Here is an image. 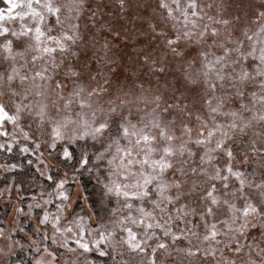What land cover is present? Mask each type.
<instances>
[{
  "label": "snow or ice",
  "instance_id": "6c2138e0",
  "mask_svg": "<svg viewBox=\"0 0 264 264\" xmlns=\"http://www.w3.org/2000/svg\"><path fill=\"white\" fill-rule=\"evenodd\" d=\"M5 2L9 4V13L17 7H24L27 12H21L18 16L22 21L19 30H10L0 23V57L12 62V71L7 74L6 81L4 77H0V88H3L6 83L10 96L20 95L19 102L14 101L13 107L0 101V137L8 140L6 144L0 143V150L11 152L17 137L29 141L30 133L25 131L20 123L22 114L27 111L37 118L38 127L50 128L47 147L55 152L60 146L62 151L59 155L66 164L75 158L74 151L69 148V145H75L81 149L80 157L76 159V164L79 165L76 171L86 168L91 172L93 167L99 171L103 165L107 175L99 182L102 183L104 194L106 196L115 195L118 200L122 199L121 209L125 210L122 212L123 218L117 217L115 222L120 231L126 233L127 236L126 239L122 237L119 243L126 245L132 251H143L142 245H146L155 236L153 229H160L164 236L171 237L173 242L181 239V236L171 231L170 222L173 217L168 215V212L169 206L179 200L183 194V184L178 180L167 181L165 172L173 168V160L177 156L184 157L185 154L189 159L194 155H199L202 164L211 165L216 159L215 154L223 153L227 157L225 167L212 165L213 172L210 175L206 169L201 170L202 174L206 175L209 181H223L225 189L229 188V181L233 179L239 185L232 193L234 199L231 201L226 199L221 201V198L215 194L217 188L214 185L204 189L206 195L203 199L208 202L205 205V215H215L223 203L227 206L228 219L222 221L223 229L218 228L215 223L211 224L202 237L203 242H219L217 237L225 230L243 235L255 218L259 217L264 220V217L260 216L264 213V179L255 182L246 173L235 170L231 164L234 159L233 151L226 146V142L234 136L246 134L247 130L254 128L257 124L264 125V22H261L258 30L251 35L248 32L243 34L249 41L247 47L238 38L214 40L208 48H216L218 51L201 49L198 66H196L195 59L188 64L185 69V79L192 85L202 83L207 89L206 95L202 98L207 117L195 114L197 121L195 128L180 120V135L177 136L173 127L177 119L174 117L165 122L157 109L163 103L165 112L173 110L178 114L187 113L192 116L194 113L190 111L188 104L181 107L179 102H168L161 95L151 98L143 95L125 98L130 97L131 93L121 89L123 95H117L115 99L110 98L107 108L100 105L93 107V97H101L106 93L105 83H97L95 86L86 85L81 80L82 70L75 65H68L65 69V77L73 83V87L66 96L63 91L65 85L59 81L55 83V87L60 90L59 99L63 101V114L58 118L53 117L46 102V82L51 80L49 67L55 69L60 66L56 63L57 53L76 55L72 49L81 39L79 26L69 23L67 27H64V24L65 21L79 19L82 8L81 0H66L63 8L57 4L56 0H28L23 6L14 3L13 0H5ZM159 6L168 11L170 19H176L174 13H179L183 17L184 30L178 31L175 38L165 37L166 45L172 54L184 55L178 50L181 40L195 41L196 44L207 43L208 25H204L200 30L197 21L190 19V17L198 16L196 0H187L185 6L181 5V0H171V5L166 0H161ZM62 16L63 19H61ZM261 16L264 17V12ZM26 17L30 18L31 23L24 22ZM49 17H55L56 25L60 27V31L55 35L52 34V27L46 23ZM16 18L8 17L9 20ZM4 20L5 16L0 11V22ZM216 23L227 26L229 21L217 20ZM160 35L163 36L164 33L161 32ZM211 36L220 37V33L217 29H212ZM18 48H23V50L17 51ZM27 53H33L31 61L34 65L37 61H44V64L32 72L30 77L22 74L15 66L17 60L24 58ZM249 58L253 63H248ZM156 70L162 72L163 68ZM97 76H103V73L98 71L97 75H90L89 80H96ZM17 78L21 83L29 79L33 83L25 87L22 93H18L13 88V81ZM37 81L39 83H36ZM104 81L110 83L107 79ZM250 85H256L258 91H252ZM247 92H251V95L245 99ZM30 97L38 99L33 100ZM236 103L238 107L230 106ZM141 104L145 106L153 104L154 107L151 111L145 112L140 107ZM74 105L75 111L73 110ZM133 108L136 112H143V115L135 121L132 118ZM60 111L61 108L58 107L57 112ZM97 112L103 114L102 118L97 117ZM9 124L13 128L11 136L7 131ZM258 137L259 146L254 140L250 148L254 155H259L260 160L264 161V131L258 134ZM89 140L101 144V149L96 150L94 158L87 152V141ZM80 141L85 143L80 144ZM189 145H195L202 152L194 153ZM39 148L40 144L37 143L36 149ZM28 150V147L20 148L21 152H28ZM42 155L37 159L40 164L44 165L42 172L44 174L48 170V164L42 159ZM175 171L179 172L180 176L184 175L182 167L176 168ZM191 171L195 174L197 169L193 168ZM101 176H104L103 172ZM47 179L55 184V197L62 202L57 205V210L62 212L63 206L71 199V194L65 189L68 182L67 174L59 182H56L52 176H47ZM196 187V183L193 182L190 192H195ZM173 189L176 190L175 195H173ZM246 189H252L259 199H249L245 195ZM236 192L241 195L237 197ZM49 195L51 196L52 193ZM235 199L242 200V203L237 205L234 202ZM145 201L151 203V210L146 209ZM50 202V200L45 201L46 204ZM29 207L31 209L32 206ZM157 211L160 213L159 216L156 215ZM194 211L186 206L177 207L176 218L180 215H189ZM205 215H202L201 219H204ZM40 222L52 223L53 243L56 242L57 235L73 231L72 228L61 230L60 215L50 217L46 212ZM134 227L143 228V240L138 239ZM190 234L192 237L197 236L195 232H190ZM114 235V231L108 232L107 237L101 234L100 241L111 240ZM78 247L84 252L89 250L88 243L80 242ZM168 248L167 243L157 242L152 249L153 257L156 256L158 250L167 253ZM211 251L213 250L210 249ZM239 251L240 245L237 243L235 252L239 254ZM100 254L104 255L103 252ZM187 254L194 255L191 249H188ZM37 264L41 262L38 261ZM147 264H157V260L151 259Z\"/></svg>",
  "mask_w": 264,
  "mask_h": 264
},
{
  "label": "rangeland",
  "instance_id": "374dc122",
  "mask_svg": "<svg viewBox=\"0 0 264 264\" xmlns=\"http://www.w3.org/2000/svg\"><path fill=\"white\" fill-rule=\"evenodd\" d=\"M13 2L23 6L28 0H13ZM160 2L161 0H138V6L129 9L127 4L121 6L118 0H88V3L84 5L83 14L79 15V19L73 20V23L79 26L78 31L81 36L84 35L85 23L90 29L86 37L88 40L86 47H82L84 41L80 39L72 49L76 52V55L57 53L56 63L63 60L64 63L61 65L63 70L68 65H75L78 69L82 65L87 66L92 69V75L94 76L97 75L98 71H101L103 76L97 77L100 83L104 84V80L107 79L110 83L121 85L124 91H134L136 95L149 98L161 95L168 102H179L181 107L188 104L190 111L194 113L192 116L187 113L178 114L173 110L165 112L163 103L157 109L158 114L165 122L174 117L177 119V123L173 127L177 136H179L180 120L195 128L197 125L195 114L198 113L203 117H207L202 99L206 95L207 89L202 83L192 85L185 79V69L188 64L195 59L197 61L196 66H198L201 49L218 51L216 48H208L214 40L220 41L227 38L235 40L238 38L247 47L249 41L243 34L248 32L251 35L258 30L260 23L264 22L259 15L260 11H264V8L253 6L251 0H196L198 16L190 17V19L197 21L200 30L203 29L204 25H208L207 43L196 44L195 41L181 40L178 50L184 55L176 56L167 47L165 37L175 38L178 31L182 32L184 30L183 17L179 13H174L176 19H170L168 11L160 8ZM166 2L171 5V0H166ZM186 3L187 0H181L182 6H185ZM8 8L9 4L5 0H0V11L5 16V20L0 23L10 30H19L22 21L19 20L18 16L21 12H27V9L17 7L9 13ZM9 16L17 18L9 20ZM61 19H63V16ZM225 19L229 20L231 24H238L239 27L233 28L230 25L228 26V32H224L225 26L222 23H216V21ZM24 22L31 23V20L26 17ZM46 23L52 27L53 35L60 31V27L56 25L55 17H49ZM212 29H220V37H212ZM161 32L164 33L163 36L160 35ZM93 36L94 39H92ZM105 45H107L106 48ZM22 50L23 48L17 49V51ZM105 53H107V56H105ZM26 55L31 60L33 53H27ZM23 63V60L18 59L15 64L22 74L25 72V69L21 67ZM248 63H253L251 58H249ZM158 68H163V71L156 70ZM11 71L12 62L0 57V77H4L6 81L7 74ZM31 74L29 73V75ZM104 86L108 87V84H104ZM7 87L5 83L3 90L8 93ZM249 87L252 91H258L256 85H250ZM13 88L18 93H22L24 90V86L18 78L13 81ZM250 95L251 92H247L245 99ZM30 99L32 98L30 97ZM19 100L20 95L12 97L8 93L7 103L9 107H13V102H19ZM230 106L238 107V103ZM140 107L147 112L151 111L154 105L148 104L145 106L141 104ZM140 115H143V112ZM138 118L139 116L133 120L135 121ZM20 123L24 130L30 133V139L24 141L22 138L17 137L13 149L16 148L20 151L21 147H28V152L20 151V153L31 155L34 158V167L39 172L40 177L42 180L50 182L51 185L47 187L42 183L43 181L29 184L25 180H14L9 174L13 167L0 165V177L4 180L7 179V182L5 181L0 185V208L6 210V214L0 217V230H3V235H0V264H26L21 261H11L12 254L17 250L22 251L26 256H32L33 259L29 264H37L38 261L41 264H48L49 261H52L53 264H62V262L63 264H147L151 259H156L157 264H207L208 261L212 260L211 253L205 254L203 249L215 245V242H203L202 237L213 223L218 228L223 229L222 221L228 219V212L227 206L221 203L215 215L206 216L205 205L208 202L203 199L206 195L204 189L214 185L217 188L215 194L221 198V201L225 199L231 201L234 199L232 193L239 187L234 179L229 181L230 186L227 189L223 187V181L208 180L203 191L197 189L196 192L189 191L190 184L185 186L180 199L169 206L168 212V215L173 217L170 222L171 231L181 236V239L173 242L171 237H165L160 229H153L155 236L146 245H142L143 251H132L126 245L119 243L122 237L126 239L127 236L126 233L120 231L115 223L117 217L123 218L122 212L125 210L121 209L122 199L118 200L115 195L106 196L102 183L99 182L107 175L105 167L102 165L99 172L94 167L91 172L87 171L86 168L80 169L86 179L94 184L93 193H90L95 201L91 205L86 195V189L75 170L79 168V165L76 162L74 165V161H69L66 164L59 155L62 151L60 146L57 147L55 152L47 147L50 139L48 135L50 128L38 127L37 118L27 111L22 114ZM7 131L11 136L12 125H7ZM262 131L264 129L261 128V124H257L254 128L247 130L246 134L236 135L226 142V146L233 151L234 159L231 164L234 169L246 173L255 182H260L262 179L260 172L264 169L260 167L259 155H254L251 152L250 144L255 140L259 146L258 134ZM7 142V138L0 137V143L6 144ZM37 143L40 144L39 149H36ZM79 143L84 144L85 142L80 141ZM176 143L178 144L179 140ZM189 147L194 153L202 152L195 145H189ZM69 148L72 151L75 150L76 158L79 159L81 149L75 145H69ZM98 149H101L99 143H94L91 140L87 141L89 156L94 158V153ZM41 154H43L42 159L48 164V170L44 174H42L44 165L40 164L37 159ZM215 155L216 159L210 165L202 164L199 155H194L189 159L185 154L183 159L191 165L189 176L197 180H205L206 177L202 174V169H206L211 174L213 172L212 165L224 168L227 157L223 153H216ZM175 161L176 159L173 160V168L165 172V179L169 182L180 177V173L176 171L173 175L174 168H179ZM193 168L197 169L195 174L191 171ZM101 172L104 173V176H101ZM66 174L68 182L65 189L71 194V199L63 206V211L58 212L57 205L62 204V202L55 197V184L47 179V176H54L56 182H59L60 179L65 178ZM175 191L173 189V195H175ZM49 193H52V195L50 196ZM240 195V193H237L236 196L239 197ZM245 195L249 199H259V196L252 189H246ZM46 200L51 202L46 204ZM234 202L239 205L242 200L235 199ZM30 205L32 206L31 209ZM144 206L148 210L152 208L151 203L148 201L144 202ZM181 206H186L188 209L195 211L190 212L189 215H180L179 218H176V208ZM46 212L50 217L60 215L61 230L72 228L73 231L57 235L56 242L53 243L54 230L52 223L40 222ZM156 215L159 216L160 213L157 211ZM202 215H205L204 219H201ZM153 223H156V221H153ZM112 231L115 232V235L111 240L100 241L101 234L107 237V233ZM134 231L137 233L138 239H144L142 227H134ZM190 232L197 233V236L192 237ZM259 232V228L250 229L249 237L253 234L258 235ZM81 236L83 237L82 240ZM17 239L20 241H17ZM217 239H223V237L218 236ZM80 242L89 244L87 252L78 247ZM157 242L167 243L169 245L168 252L164 253L158 250L156 256L153 257L152 249ZM69 249H74L75 252H69ZM188 249H191L194 255L189 256L187 254ZM101 252L104 255H101ZM231 255H237L235 245L231 247Z\"/></svg>",
  "mask_w": 264,
  "mask_h": 264
},
{
  "label": "clouds",
  "instance_id": "9594fccd",
  "mask_svg": "<svg viewBox=\"0 0 264 264\" xmlns=\"http://www.w3.org/2000/svg\"><path fill=\"white\" fill-rule=\"evenodd\" d=\"M56 2L58 5H60L63 8V5L65 4L66 0H56ZM118 2L121 4V6H124L125 4H127L129 9H134L138 6V0H118ZM81 3H82V8L80 11V15L83 14L84 5L88 3V0H81ZM251 3L255 7L264 8V0H251ZM262 12L264 11H260L259 15H260L261 20L264 21V17L261 16ZM69 23H73V21H65L64 27H67ZM230 25L233 28L239 27L238 24H231V22L229 21L227 26L224 25L225 27L223 31L228 32L229 30L228 26ZM217 30L219 31L221 35V30L220 29H217ZM89 32H90V29L88 28V25L85 23L84 24V35L81 36V40L84 41V44L82 45V47H86L88 43V40L86 39V37L88 36ZM94 38L95 37L93 36L92 39ZM21 60L24 61V63L21 65L22 68L25 69L24 74L28 75L29 77L31 76L29 75V73L34 72L36 69L40 68L44 64V61H40L39 63L37 61V63L34 65L32 61L29 60L27 55ZM63 63H64L63 60L60 61V63H57L60 66L55 69L49 67V74L51 76V80L46 82L47 84L46 102L49 105V110L51 114L53 115V117H57V118L59 115L63 114V110H62L63 101L59 99L58 94L60 90L55 87V83L59 81L65 85L64 90H63L65 96L67 95L68 91L73 87L72 81L68 80L65 77V70L61 69V65ZM79 69L82 70L83 72V75L81 77V80L83 83H85L86 85H91V86H95L97 83H100V80L98 78L96 80H89L90 75L94 76L92 75L91 68L82 65L79 67ZM58 78L60 79L58 80ZM32 83L33 81L29 79L21 84L25 88V87L32 85ZM36 83H39V82L37 81ZM104 83L108 84V87H106L107 91L101 97H93L92 99L93 107L100 105V106H103L104 108H107L109 106L108 100L110 98L115 99L117 95H123V92L120 91L121 89H123L121 85L117 83H107L105 81ZM3 88H0V101L7 103L8 93L4 91ZM127 92H130L131 96L125 97V98H134L136 95L134 91H127ZM31 98L33 100L36 99V97H31ZM58 107L61 108V111L59 113L57 112ZM73 110L74 111L76 110L75 105L73 106ZM96 115L98 118H102L103 114L101 112H97ZM137 116H140V113L136 112L135 108H133L132 118L134 119ZM261 128L264 129V125H261ZM182 161H185L183 157L177 156L175 164L179 165V167H182L184 169V175L178 177L176 180L180 181L183 184V188L189 184L192 187L193 182H195L197 185L195 192L197 191V189H199L200 191H203L208 181V177L205 175L206 177L205 180H197L194 177H190L189 169L191 168V165L187 161L183 163ZM262 165H264V161L260 160V167L261 169H264V166ZM173 175H175V168H174ZM260 176L262 177V179H264V171L260 172ZM191 187L189 188V191ZM237 193L239 192H236V195ZM260 216L264 217V213H261ZM262 225H264V220H261L258 217L252 221V223L249 226L248 231H246L243 235H239L236 232H227L225 230L223 234L220 235L223 237V239H219V242H216L215 245H210L208 248L203 249L205 254H208L210 252V249L213 250L210 252L212 255V260L208 261L207 264H264V226ZM255 228L260 229L259 234L258 235L253 234L251 235V237H249V230L255 229ZM0 235H3V230H0ZM245 241H248V242L246 243ZM237 243L240 245L239 254L231 255V247L232 245H236ZM68 251L75 252L74 249H69ZM48 264H53V262L49 261Z\"/></svg>",
  "mask_w": 264,
  "mask_h": 264
},
{
  "label": "trees",
  "instance_id": "16d2710c",
  "mask_svg": "<svg viewBox=\"0 0 264 264\" xmlns=\"http://www.w3.org/2000/svg\"><path fill=\"white\" fill-rule=\"evenodd\" d=\"M74 153L76 154L75 150H74ZM33 159L34 158L31 155L21 154L20 151L16 150V148H14L13 151L11 152L0 150V165L4 164L8 166L10 165L13 167V169L11 170L9 174H10V177L14 178V180L15 179L18 181L25 180L29 184L43 181L42 183L44 185H46L47 187H50L51 185L50 182H46L44 179L42 180V178L40 177L39 172L34 167ZM76 159L77 158L75 155L74 160H72V162L74 161V165H75ZM77 172H78L79 179L82 181V184L84 185L86 189V195L88 196V199L91 205H93L95 200L93 199V196L91 193H93L92 188L94 184L88 179H86L83 171L79 170ZM0 174H1V169H0ZM5 181L7 182V179L4 180L3 178L0 177V185H2ZM4 214H6V210H3L0 208V217L1 215H4ZM17 238H20V237L17 236ZM17 241H20V240L17 239ZM28 252L30 251L28 250ZM32 259H33L32 256H26L24 255L22 251L17 250L16 252L12 254L11 261L13 262L21 261L22 263L29 264L30 261H32Z\"/></svg>",
  "mask_w": 264,
  "mask_h": 264
}]
</instances>
